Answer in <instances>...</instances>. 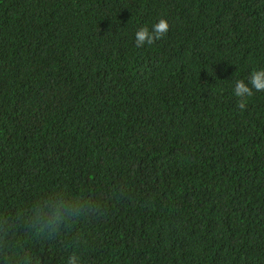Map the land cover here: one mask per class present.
<instances>
[{
  "label": "trees",
  "instance_id": "trees-1",
  "mask_svg": "<svg viewBox=\"0 0 264 264\" xmlns=\"http://www.w3.org/2000/svg\"><path fill=\"white\" fill-rule=\"evenodd\" d=\"M261 69L264 0H0V264H264Z\"/></svg>",
  "mask_w": 264,
  "mask_h": 264
},
{
  "label": "clouds",
  "instance_id": "clouds-1",
  "mask_svg": "<svg viewBox=\"0 0 264 264\" xmlns=\"http://www.w3.org/2000/svg\"><path fill=\"white\" fill-rule=\"evenodd\" d=\"M169 23L166 19H160L152 26L150 30L147 26L139 28L135 34V42L137 47H142L146 43L151 45L156 40L162 39L169 31ZM249 84L251 87H249ZM253 89L256 91H264V69L253 71L246 84L244 80L235 81L234 94L238 97L237 107L241 110L246 108V98L253 95ZM52 221L41 222V226H49ZM68 264H77V256L74 254L68 259Z\"/></svg>",
  "mask_w": 264,
  "mask_h": 264
}]
</instances>
